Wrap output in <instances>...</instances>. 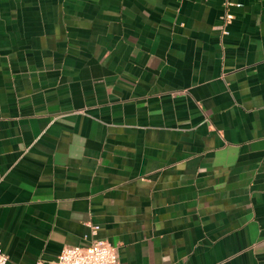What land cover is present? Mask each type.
Masks as SVG:
<instances>
[{
  "label": "crops",
  "instance_id": "1",
  "mask_svg": "<svg viewBox=\"0 0 264 264\" xmlns=\"http://www.w3.org/2000/svg\"><path fill=\"white\" fill-rule=\"evenodd\" d=\"M230 1L0 0L5 264H264V0Z\"/></svg>",
  "mask_w": 264,
  "mask_h": 264
},
{
  "label": "built area",
  "instance_id": "2",
  "mask_svg": "<svg viewBox=\"0 0 264 264\" xmlns=\"http://www.w3.org/2000/svg\"><path fill=\"white\" fill-rule=\"evenodd\" d=\"M231 3L230 0H226ZM233 13L226 10L221 29L227 31V22ZM97 225H94L96 228ZM8 253L0 246V264H5ZM49 264H119L116 247L105 238H95L87 244H64L55 259Z\"/></svg>",
  "mask_w": 264,
  "mask_h": 264
}]
</instances>
